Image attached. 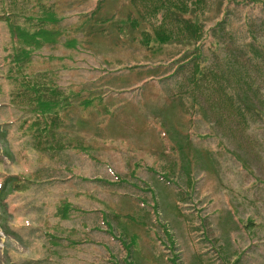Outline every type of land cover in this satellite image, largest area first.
I'll return each instance as SVG.
<instances>
[{
	"label": "rangeland",
	"instance_id": "1",
	"mask_svg": "<svg viewBox=\"0 0 264 264\" xmlns=\"http://www.w3.org/2000/svg\"><path fill=\"white\" fill-rule=\"evenodd\" d=\"M43 1L65 30L33 51L30 71L72 104L36 145L22 123L33 110L2 75L0 19V264H126L123 238L133 264H170L173 252L179 264H264V4L207 0L194 65L193 38L147 47L153 24L131 0ZM27 2L0 0V13ZM129 15L138 23L124 30L100 22ZM198 68L207 76L193 78ZM65 196L82 210L60 220Z\"/></svg>",
	"mask_w": 264,
	"mask_h": 264
},
{
	"label": "trees",
	"instance_id": "2",
	"mask_svg": "<svg viewBox=\"0 0 264 264\" xmlns=\"http://www.w3.org/2000/svg\"><path fill=\"white\" fill-rule=\"evenodd\" d=\"M131 1L142 11V14L145 17L150 16L151 23L153 24V37L151 36L150 30L144 31L143 42L147 47H152V39L156 42L163 43L175 38H193L195 40V47L193 50V58L195 59L194 65H197L200 62L199 57L203 54L201 43L197 41L204 36L205 32L204 21L201 14L207 6V0ZM248 1L251 0H237V3H246ZM252 1L257 4H264V0ZM11 2L17 6L18 0H11ZM26 2L29 6L27 11L17 9V7L13 6L0 13V19L6 22L10 31V40L4 47L7 51L4 55V60L7 66L10 64V68L6 74H2V72H0V74L7 76L9 79L11 78L16 83L15 91L13 93L11 92L13 102L20 105L26 102L30 104L34 116L30 118L27 117L22 123H24V129L30 127L33 129L34 133L32 137L35 140L36 145L39 146V138L42 139L41 145H43L45 141L43 140L44 138L42 135L49 134L53 131L52 127H54V124L57 123L58 120H62V111L70 106L72 101L70 95L67 96L66 92L59 86L54 78L47 77L38 72H31L29 66L35 49L41 48L48 43L57 42L60 39V36L65 30L58 27L63 16L59 15L54 6H52L53 4L45 3L43 0H26ZM94 11L95 8L92 9V13H94ZM158 13L161 14V19L155 21L153 18L156 17ZM184 13H189V16L183 15ZM18 15L23 17L22 21H18ZM109 20L116 22L120 30L126 29L128 24L135 25L138 23V20H134L130 15L120 19H116L114 16L106 17L101 19L100 22ZM225 22H227V19L223 18L217 21L213 27L217 28V31L219 32L221 30V24ZM80 26H82V24H76L74 27L67 26L66 28H73L77 31ZM249 31L253 38H255V34L251 28H249ZM250 45L252 46V44ZM215 74L216 73H214V75ZM192 75L193 78H199L200 75L203 77L207 76L204 68H198ZM209 75L211 76L210 71ZM91 100L92 99L88 102L85 101V104L88 105ZM67 146L68 145H64L62 147ZM85 148L87 147L83 145L81 146L83 151ZM23 185L24 184L21 182H18L16 187H23ZM75 209L82 210V208L76 206L68 196H65L57 202L54 214L60 220H65L71 217L72 212ZM164 231L169 237L172 236L170 230L165 224ZM45 233L51 242L58 243L60 242V239L64 237L63 234L56 235L49 230H45ZM157 236L160 237V233H157ZM120 237L123 238L122 236ZM123 240V246L127 253L123 261L126 264H133L131 252L134 243L127 242L124 238ZM69 243L75 244L76 241L70 240ZM171 248H174V245ZM168 260L170 261V264H179L178 253L173 252L168 255ZM114 264H117V262Z\"/></svg>",
	"mask_w": 264,
	"mask_h": 264
}]
</instances>
